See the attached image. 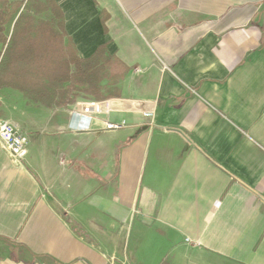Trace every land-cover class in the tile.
I'll return each instance as SVG.
<instances>
[{"label": "crops", "instance_id": "crops-1", "mask_svg": "<svg viewBox=\"0 0 264 264\" xmlns=\"http://www.w3.org/2000/svg\"><path fill=\"white\" fill-rule=\"evenodd\" d=\"M55 2L124 70L85 129L0 90V264H264V0Z\"/></svg>", "mask_w": 264, "mask_h": 264}, {"label": "trees", "instance_id": "trees-1", "mask_svg": "<svg viewBox=\"0 0 264 264\" xmlns=\"http://www.w3.org/2000/svg\"><path fill=\"white\" fill-rule=\"evenodd\" d=\"M105 53L77 52L55 0H0V90L19 92L28 105L61 108L117 94L102 81L117 83L124 66Z\"/></svg>", "mask_w": 264, "mask_h": 264}, {"label": "built area", "instance_id": "built-area-1", "mask_svg": "<svg viewBox=\"0 0 264 264\" xmlns=\"http://www.w3.org/2000/svg\"><path fill=\"white\" fill-rule=\"evenodd\" d=\"M114 105L115 100L110 99L101 101L77 100L71 110V123L68 124L69 129L78 130L87 128L88 125L82 124V118L95 117L97 114L109 111ZM123 124L124 122L121 124L109 123L107 127L116 129ZM0 144L15 162H20L24 159L29 151L28 136L13 123L6 120H0Z\"/></svg>", "mask_w": 264, "mask_h": 264}, {"label": "rangeland", "instance_id": "rangeland-1", "mask_svg": "<svg viewBox=\"0 0 264 264\" xmlns=\"http://www.w3.org/2000/svg\"><path fill=\"white\" fill-rule=\"evenodd\" d=\"M1 120V119H0ZM25 134V133H24Z\"/></svg>", "mask_w": 264, "mask_h": 264}]
</instances>
